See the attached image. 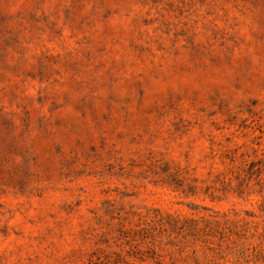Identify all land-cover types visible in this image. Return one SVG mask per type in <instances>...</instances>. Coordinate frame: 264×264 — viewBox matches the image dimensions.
<instances>
[{"label": "rangeland", "instance_id": "obj_1", "mask_svg": "<svg viewBox=\"0 0 264 264\" xmlns=\"http://www.w3.org/2000/svg\"><path fill=\"white\" fill-rule=\"evenodd\" d=\"M0 264H264V0H0Z\"/></svg>", "mask_w": 264, "mask_h": 264}]
</instances>
